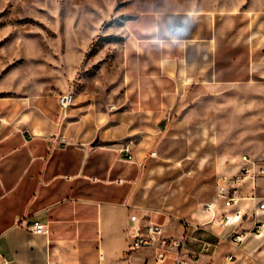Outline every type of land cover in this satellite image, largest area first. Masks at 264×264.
<instances>
[{"label":"crops","instance_id":"0c3cea01","mask_svg":"<svg viewBox=\"0 0 264 264\" xmlns=\"http://www.w3.org/2000/svg\"><path fill=\"white\" fill-rule=\"evenodd\" d=\"M219 25L208 13L132 20L115 109L64 112L50 95L0 98V264H154V250L128 252L133 214L161 224L166 236L186 237L196 264H235L227 256H241L239 246L222 239L231 229L210 222L205 206L214 203L221 215L218 181L238 173L240 157L226 164L214 152L218 139L205 134L212 129L202 103L205 92L250 80L253 50L251 39L223 38ZM124 145L130 161L120 154ZM238 195L234 207L252 214L264 202V179ZM36 221L49 233L25 228ZM223 241L229 247L219 257ZM262 245L264 231L241 248Z\"/></svg>","mask_w":264,"mask_h":264},{"label":"rangeland","instance_id":"374dc122","mask_svg":"<svg viewBox=\"0 0 264 264\" xmlns=\"http://www.w3.org/2000/svg\"><path fill=\"white\" fill-rule=\"evenodd\" d=\"M165 13H208L221 21L223 38L251 39L250 80L205 92L201 117L226 164L264 155V0H0V98L73 94L74 107L115 109L129 24ZM228 247L220 243L218 256ZM250 253L264 264V245Z\"/></svg>","mask_w":264,"mask_h":264},{"label":"built area","instance_id":"2783aa9c","mask_svg":"<svg viewBox=\"0 0 264 264\" xmlns=\"http://www.w3.org/2000/svg\"><path fill=\"white\" fill-rule=\"evenodd\" d=\"M58 105L65 112L75 105L73 94H61L58 96ZM60 143H66L61 140ZM122 157L130 161L133 158V151L129 145H124L120 149ZM153 153L152 155H155ZM239 170L236 175L223 176L219 179L218 185L221 187L224 196V208L217 216V208L214 203L205 206L206 211L212 215L211 221L218 220L222 228H229L231 231L222 239L230 242L234 246H239L241 256L230 254L228 261L235 264H258L251 253L241 248L247 235L259 236L264 231V202H258L252 214H248L241 208L236 209L239 197V187L245 183H250L252 189L256 188L259 180L264 179V155H243L239 158ZM120 182V181H119ZM255 198L254 196L252 197ZM230 209V211H227ZM131 226L127 230L128 252H135L141 249H152L155 252L154 264H196L199 258L198 253L185 251L186 237L176 238L166 236L161 224L142 220L138 215L130 216ZM25 228L33 234H48V226L41 222L26 223ZM246 228V229H245ZM243 230V231H242ZM210 244H204L202 252H209ZM10 264V263H8Z\"/></svg>","mask_w":264,"mask_h":264}]
</instances>
